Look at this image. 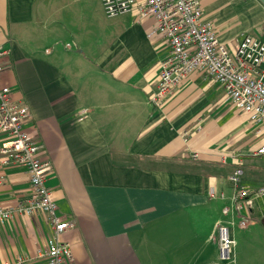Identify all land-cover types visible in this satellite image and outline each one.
Listing matches in <instances>:
<instances>
[{
    "label": "crops",
    "instance_id": "obj_1",
    "mask_svg": "<svg viewBox=\"0 0 264 264\" xmlns=\"http://www.w3.org/2000/svg\"><path fill=\"white\" fill-rule=\"evenodd\" d=\"M95 1L0 0V48L10 50L1 83L29 108L25 127L39 141L40 157L53 164L46 185L58 214L75 222L61 237L73 252L68 264H221L205 248L190 262L196 241L217 246L219 223L236 242L225 264H264V198L245 228L237 214H223L236 167L247 186L264 185V157L251 155L264 142V128L198 72L156 108L149 98L167 40L151 33L152 17L108 18L102 0L99 11ZM200 5L231 51L246 33L264 40L261 0ZM6 140L0 134V147ZM211 187L228 198H211ZM30 194L27 170L0 159L2 203L12 208ZM50 234L43 213L0 222V264L18 256L47 264L41 252ZM179 237L184 245L176 258Z\"/></svg>",
    "mask_w": 264,
    "mask_h": 264
},
{
    "label": "built area",
    "instance_id": "obj_2",
    "mask_svg": "<svg viewBox=\"0 0 264 264\" xmlns=\"http://www.w3.org/2000/svg\"><path fill=\"white\" fill-rule=\"evenodd\" d=\"M200 1L102 0V4L108 18L132 12H137L138 20L152 17L155 25L151 33L160 34L167 40L169 52L161 62L157 89L149 98L156 108L163 107L166 95L188 75L198 72L224 88L234 110L248 114L251 122L264 128V40L246 33L231 51L220 43L214 28L204 20ZM9 55L10 50L0 48V134L7 138L0 147V159L5 166L19 165L27 170L31 194L12 208L0 200V222L10 221L18 214L47 215L51 234L41 255L47 264H68L73 260V252L61 237L75 227V222L67 214H58V205L46 185L53 164L51 160L40 157L41 145L25 127V122L31 118L29 108L15 101L11 88L1 83L4 61ZM251 155L264 157V142ZM243 178L242 167H236L229 175L232 189L229 198L215 187L209 191L211 198L230 200V204L223 208V214H237L241 228L250 222L248 215L255 202L264 198V185L251 188ZM231 225L234 226V222ZM214 240L221 264H225L230 261L236 244L230 228L219 223ZM5 264H29V260L18 256Z\"/></svg>",
    "mask_w": 264,
    "mask_h": 264
},
{
    "label": "rangeland",
    "instance_id": "obj_3",
    "mask_svg": "<svg viewBox=\"0 0 264 264\" xmlns=\"http://www.w3.org/2000/svg\"><path fill=\"white\" fill-rule=\"evenodd\" d=\"M95 4H96V10H98L99 11V8L101 7V2H100V0H96L95 1ZM103 5V4H102ZM101 9H102V7H101ZM102 12H104V8H103V11ZM104 15L106 16V14L104 13ZM179 227V226H178ZM177 227V228H178ZM181 232H177V234H180ZM212 232H210V234H211ZM164 235H166V234H164ZM208 237H209V235H208ZM208 237H207V239H208ZM183 242H184V237H179V238H177L176 240H175V243H174V245H175V247L176 248H178L179 247V249L178 250H176V251H174L175 252V257L177 258V256L181 253V251L183 250ZM201 248H205V250H206V254H208V256H211L212 257V259H219L220 258V252H219V249L217 248V246L214 244V243H212V242H210V243H205V237H204V239L203 240H201V242H200V244H198V241H196L195 243H194V245H193V247H192V249H191V251H192V255H190V262L192 263V262H195V260H194V256L197 254V252L201 249ZM190 251V252H191ZM229 261V260H228ZM165 264H172V262H165Z\"/></svg>",
    "mask_w": 264,
    "mask_h": 264
},
{
    "label": "water",
    "instance_id": "obj_4",
    "mask_svg": "<svg viewBox=\"0 0 264 264\" xmlns=\"http://www.w3.org/2000/svg\"><path fill=\"white\" fill-rule=\"evenodd\" d=\"M264 3V0H261Z\"/></svg>",
    "mask_w": 264,
    "mask_h": 264
}]
</instances>
